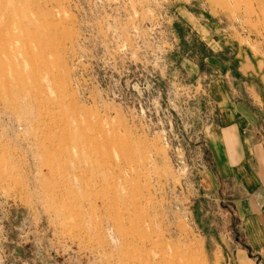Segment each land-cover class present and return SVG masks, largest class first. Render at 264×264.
I'll return each instance as SVG.
<instances>
[{
  "label": "rangeland",
  "instance_id": "obj_1",
  "mask_svg": "<svg viewBox=\"0 0 264 264\" xmlns=\"http://www.w3.org/2000/svg\"><path fill=\"white\" fill-rule=\"evenodd\" d=\"M249 90L264 0H0V264H243L211 144Z\"/></svg>",
  "mask_w": 264,
  "mask_h": 264
},
{
  "label": "crops",
  "instance_id": "obj_2",
  "mask_svg": "<svg viewBox=\"0 0 264 264\" xmlns=\"http://www.w3.org/2000/svg\"><path fill=\"white\" fill-rule=\"evenodd\" d=\"M221 98L211 151L219 173L239 188L237 208L246 250H239L237 258L243 264H264V97L249 90V107L235 98Z\"/></svg>",
  "mask_w": 264,
  "mask_h": 264
},
{
  "label": "bare ground",
  "instance_id": "obj_3",
  "mask_svg": "<svg viewBox=\"0 0 264 264\" xmlns=\"http://www.w3.org/2000/svg\"><path fill=\"white\" fill-rule=\"evenodd\" d=\"M13 10V9H12ZM7 32V31H6ZM2 47V46H1ZM29 88V87H28ZM30 90V89H29ZM44 90V89H43ZM32 92V91H31Z\"/></svg>",
  "mask_w": 264,
  "mask_h": 264
}]
</instances>
